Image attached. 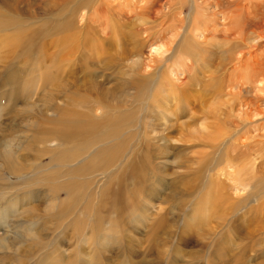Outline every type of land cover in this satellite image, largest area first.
<instances>
[{"label": "rangeland", "instance_id": "obj_1", "mask_svg": "<svg viewBox=\"0 0 264 264\" xmlns=\"http://www.w3.org/2000/svg\"><path fill=\"white\" fill-rule=\"evenodd\" d=\"M61 1L0 0V20L15 19L22 23V29H28L29 27V29L36 30L35 32L39 35L36 34L38 37L36 36L34 39L35 47L37 44V47L42 46V42H45V44L46 42L52 43V38H56L54 37L56 36L54 26L58 22ZM66 1L71 11L74 1L79 0ZM106 1L107 4L110 3L115 8V11H112L114 14L118 13L119 10L126 13L129 9L139 11L146 6H154V10L156 8L160 10V6H168L175 2V0H154L155 4L152 5L153 0ZM182 13L183 17L188 14V10ZM91 17L92 10L81 9L74 15L75 26L78 29L80 28L82 33L79 44L75 46L77 48L74 55L66 66V70H69V73L74 76L68 75L60 78L59 73L53 72L55 69V71H58L56 65L53 66L54 62L51 66L55 68L54 70L51 68L53 72L52 80L48 83V86L47 83L40 82L42 80L38 76L40 71L44 69L41 65L44 64L45 66L41 47H36L37 49L34 47L33 53L29 55V52L26 53L24 44H22V47H25V49L20 45H16L18 37L13 35L14 30L0 29V140H11L13 138L16 140V142L14 140L10 142L11 147L8 149H12L13 145H16L19 141H21V143L19 142L21 145L25 144L24 134L29 137L32 136V131L27 126V124L32 123L33 119L30 118V120L29 115L33 117L41 111L42 116H46L47 119L56 118L49 109L56 102L58 105L61 97L63 98L57 90L62 81L63 83L68 82L65 86L66 89L69 88L70 90L73 88L72 83L76 81L72 77L77 78V80L79 78V81L76 82H84L89 78V75H93L98 81L101 80L105 89L109 88L111 90V87L115 84L113 78L115 79L116 75L118 78L121 76L125 80L129 79L128 75H131L130 71H132L130 67H134L133 63L136 60L139 61L138 64L142 68L140 69L142 73L147 66L151 67L146 68L149 73H153L160 66H164V64L155 63V54L152 51V48L154 46L158 48L160 43L142 45L139 48V54L134 53L127 57L120 55L121 47L119 45L99 46L98 35L92 36L90 30ZM120 20L123 22H120L122 24L121 29L126 32L131 30L130 33L139 30L143 24L140 22L141 18L132 19L130 17L129 21L127 19ZM130 20L133 21L130 22ZM169 23L170 21L167 20L166 24ZM152 24L153 15L146 21V26L155 25ZM42 30L51 32L48 39L43 38L45 32ZM4 41L8 43L3 45ZM8 44H11V46L9 47ZM7 48L9 52L6 50ZM13 50L16 54L13 53ZM55 52H57V48L52 45L48 49V53ZM12 54L15 55L13 60L11 59ZM36 54L40 55L37 57ZM109 60L111 65L106 70L100 69ZM207 61L195 64L192 73L190 71L189 76L180 85V87H187V91L179 95L181 104H178V107H180L177 108V104L173 102L174 104L169 108L171 110L166 109V115L169 114L167 112H170V114L174 113L177 116H174V114L167 116L169 117L166 124L168 128L164 129L162 127L161 129L159 127L155 137L156 140L150 141L151 146L149 147H145L144 143L137 144L134 141L130 143L131 145H128V148L130 147L139 152L141 158L144 157V161L134 158L133 161L128 160L121 163L123 166L119 168L121 170L117 169L118 165L114 164L107 171V173L114 171L113 173L116 174H113L112 177L114 179L117 177V179L110 182L111 192L109 191V196H106L109 202L100 211V214L106 218L105 223L100 228V241H96L92 234L91 221L86 222L85 217L82 219V216L79 218L81 221L80 226H83L82 234L84 233L83 235L86 236L81 235L80 238L75 233L76 225L73 224V220L77 216L78 209H81L80 201L75 205L74 209L76 210L70 212L71 214L59 222L49 216L54 214L55 210L47 209L50 214L47 213L44 216L46 207L42 204L43 201L41 203L37 199L42 195L39 194L35 200L29 201L27 195L29 189L27 190L28 187L24 185L26 182L31 181L30 178L35 177L33 174H29L33 171L29 170V172L27 169H23L18 172L21 177H10L8 179L7 172L2 169L3 166L0 161V189L13 186V188L5 190L6 194H0V224H3L1 227L6 228L4 216L6 214L7 216L12 215V217L7 218L10 222L7 229L9 232L17 233L12 237L14 242L12 248H20L18 255H22L20 259L23 260L20 263L19 259L14 256L8 261V264H44L43 262L47 258L48 263H52L55 259H63L65 261L63 264H69L70 261L71 264H74L76 259L81 257L78 255V249L80 251L82 248L90 256L91 253H98L97 257L100 264H119L121 261H130L132 264H264V186L260 185L256 189V185H254H259L257 182L255 183L256 176L264 177V167L259 172L250 169L252 161L255 163L254 168L256 170L260 168L259 163H264V158L261 156V153L264 155V129L261 128L262 124L264 125L263 117L258 116L253 111L248 115H244L246 107L240 105L238 99L225 95V91H215L216 87L213 86H216L215 83H218V78H222V75L219 71L217 74L212 69L215 67L214 64H217L214 58ZM31 63L32 65H30ZM24 65H27V67ZM225 65L227 67V64ZM31 70L34 71V74L31 73ZM131 76L135 77L133 73ZM180 78L182 76L177 74L174 79H177L176 82L179 83L182 81ZM70 79L72 83H70ZM66 80L67 82H64ZM186 80L191 81L187 82ZM29 81L32 83L34 81L37 88L33 86L26 93L22 92L23 84ZM30 91L34 94H29L31 98L27 102L23 95ZM256 91H254V95L264 97V93ZM36 93L39 95L36 96ZM59 95H61L60 99ZM48 97H51L49 98L51 101L47 99ZM186 97H188V100H186ZM260 109L264 110V106L259 108V111ZM181 111L182 113H180ZM139 115L135 114V117ZM18 117L22 118L19 119ZM28 120L29 123H27ZM147 135L151 136L149 130ZM162 135L165 137V141H162L163 138L160 139ZM250 146L254 150L259 147L261 151L258 149L259 153L251 154V149H247ZM52 148L53 152H48V154L41 157L36 155V147L31 148L26 156L31 162L29 163V159L26 162L31 165L34 163L32 161L36 160L37 163L40 161L43 164L48 162L58 152L57 146ZM18 150L16 148L13 151L17 153L15 154L18 157L17 161L23 163L21 161L24 154L23 149L17 152ZM34 155L35 160L32 157ZM243 166L245 167L243 168ZM115 170L119 172L117 173ZM238 172L241 177L244 175L241 180H245V184H248H246L244 190L238 185ZM251 172L253 173L251 174ZM24 174L28 176H25L26 178L22 177ZM138 175L140 178H138ZM253 175L254 177H252ZM98 178H101V176L97 174L96 180ZM118 179L123 185L120 191L115 185ZM102 182L100 183L102 184ZM252 183L254 184L252 185ZM93 184L91 188L89 187L90 190L88 187L84 190L88 193L90 191L94 192L93 195L96 194L94 195L96 199L92 202L91 209H93L92 212L89 211V215L91 213L93 215L94 207L100 198V191L97 190L98 188L96 189L97 184ZM36 186L38 187L32 189L34 192V189L39 192L46 189L41 185ZM45 193L47 198L50 193L44 191L43 194ZM251 194L256 195L250 197ZM58 198L63 200L65 196L60 193ZM5 202L8 203L5 204ZM40 203L43 206L32 214L30 208L41 205ZM92 215L89 217L91 218ZM44 217L46 218L44 219ZM29 219H32L31 224L28 223ZM82 220L85 222L82 223ZM27 229L35 233L40 243H44L41 250H34L30 241H21L17 238L18 234L26 233ZM9 238H11V233H9ZM14 249L0 252V260L5 254L12 255ZM59 255H62L63 258H58Z\"/></svg>", "mask_w": 264, "mask_h": 264}, {"label": "bare ground", "instance_id": "obj_2", "mask_svg": "<svg viewBox=\"0 0 264 264\" xmlns=\"http://www.w3.org/2000/svg\"><path fill=\"white\" fill-rule=\"evenodd\" d=\"M153 4H155L154 0L152 5ZM160 7V10L157 8L154 10V6H146L139 11L129 9L127 10L128 13L119 10L118 13L114 14L112 11H115V8H113L110 3L107 4L106 0H79L74 1L73 9L70 11L68 2L62 0L61 8L58 12V22L54 26V33H56V36L54 37L56 38L54 39L51 37L53 39L51 41L52 43L46 42L45 44V42H42V46H39L41 47L43 61L45 62V66L44 64L41 65L44 69L42 71L38 70L40 71V74L38 75L39 79L42 80L40 82L47 83L48 86V83L52 80L53 72L59 73L58 75L60 78L71 75L69 70H66V66L68 65V61H71L72 56L74 55V51L77 48L75 47L76 44H79V41L82 38L80 28L78 29L74 22V15L81 9L92 10L90 30L92 36L98 35L99 46L106 45L107 47L111 45H119L121 47L120 55L127 57L134 53L139 54V48L142 45L160 43L161 46H159L160 44L158 45V48H155L154 46L152 51L155 54V63L164 64V66H160L153 73H149V71L146 70L147 67L151 68L150 66H147L142 73L140 72V69L142 68H140V65L138 64L139 61L136 60L133 63L134 67H130V70H132L130 71L131 75L133 73L135 77H132L130 74V76L128 75V80L123 79L121 76H119V79L117 75L116 77L114 76L115 79L112 77L113 80H115L113 81L115 84L111 87V90L109 88H107L109 90L105 89L101 80L98 81L93 75H89V78L84 82H76L79 81V78L77 80V78L72 77L73 80L76 81H73L74 83H72V80L70 79V83H72L73 87L70 86L72 88L70 90L69 88L66 89L65 86L68 83L67 80L64 81L67 83L60 81L61 84L58 86L57 90L63 98L61 97L58 105L56 102L53 107L49 109V111L51 110L52 114L56 116L55 119H47L46 116H42L41 111L38 110V115L34 111L37 116L30 117L31 115H29V119L33 118L32 123H29V120L27 121L29 124L26 123L28 128L32 131V136L29 137L22 132V134H24L23 137L26 138L25 144L21 145V141H19L20 143L17 142L16 145H13L12 149H8L11 147L10 142L12 140L16 142V140L14 138L11 140L6 139L8 141L5 139L3 141L0 140V161L2 162V169L7 172L8 179L10 177H21L18 172L23 169H27V171L31 170V172L33 171L29 174H33L35 177L30 178L31 181L26 182L24 185L28 187L27 190L29 189V192L27 193L29 201L35 200L39 194L44 197L39 196L37 198L39 202L43 201V203H41L46 207V213L43 211L45 214L44 216H46L47 213L50 214L47 209L55 210L54 214L48 215L59 222L71 214L70 212L76 210L74 208L78 201L81 202V209H78L77 216L73 220V224L76 225L75 233L80 238L82 237L81 235L84 234H82L83 226H80L81 221L79 220L80 216H82V219L85 217L84 220L86 222L91 221L90 227L93 229L92 234L96 241H100V228L106 221V218L100 214V211L105 208L108 204L107 202H109L107 201L108 198L106 199V196H109V193L111 192L110 182L117 179V177L116 179L112 177L114 171L108 173L107 171L111 169L114 164L118 165L117 169H119L123 167L121 163L128 160L133 161L134 158H138L142 162L144 161V157L141 158L139 152L130 147L128 148V145H131L130 143L134 141L137 142V144L144 143L146 145L145 147H149L151 146L150 141L156 140L155 137L158 133L159 127H161V129L162 127L164 129L168 128L166 124L167 118L169 119L167 116H169L170 112H167L169 114L166 115L165 111L166 109L171 110L169 108L174 104L173 102L177 104V108L180 107H178V104H181V101L179 100L181 98H179V95L187 91V87H180V85H182L183 80L189 76L190 71L192 73L195 64L205 63L207 60L210 61L211 58H214L217 61V64H214L215 67L212 69H214L215 73L219 71L222 75V78H218V83H215L216 86H213L214 84L212 85L213 87H216L215 91H225V95L238 99L237 101H240V105L246 107V109H244V115H248V113L253 111L258 116H262L264 121V110L260 109L259 111V108L264 106V97L254 95L255 90H257L256 92L264 93V0H175L174 3L169 4L168 6L163 5ZM185 10H188V14H185L182 17V12ZM151 15H153V24L155 25L152 24L153 26H146V21ZM130 17H132V19H142L140 22L143 24L139 30H137L138 32L133 30L134 32L130 33L131 30L126 32L121 29L122 24H120V22L122 20L120 19L128 20ZM167 20L170 21L169 24H166ZM131 21L133 20H130V22ZM21 25L22 23L15 19L0 20V29L14 30L13 35L18 37L16 45L22 47V44H24L26 47V53L29 52L28 54L30 55V53H33L36 45L34 39L39 34L35 32L36 30L29 29V27L28 29H22ZM50 33L47 30L44 33L43 38L48 39ZM54 33L52 32V34ZM5 43L8 42L4 41L3 45H5ZM52 45L57 48V52L49 54L48 49ZM10 46L11 44L9 47ZM25 47L22 48L25 49ZM6 50L9 52L8 48ZM257 50L258 52L256 53ZM14 52L15 51L13 50V53ZM205 53L207 54L205 55ZM39 55H37V57ZM13 56L15 55L12 54V60ZM110 60L107 63L105 62L106 64H103L100 69L102 68L103 70H106L108 66L111 65ZM54 62L55 64L53 65ZM225 64H227V67H225ZM30 65H32V63ZM51 65H56L58 71H55V67ZM25 67H27V65ZM51 68H53V72ZM33 72L34 71L31 70V73ZM177 74L182 76V78H180L182 81L179 83H177L178 81L176 82L177 79H174ZM71 76L74 75L72 74ZM104 84L106 83L104 82ZM33 86H35L34 81L33 83L30 81L24 83L22 92L26 93V91H29ZM208 86L209 85L207 84V87ZM35 88H37V85ZM30 93L31 91L23 95L27 102L31 98V96H29ZM37 94L38 93H36V96ZM61 95H59V99ZM32 97L34 98V96ZM49 98L51 97H48L47 99ZM187 98L188 97H186V100H188ZM49 101L51 100L49 99ZM182 107L184 108L183 105ZM180 113H182V111ZM135 114L140 115L135 117ZM173 114L170 115L172 116ZM174 116H176V114H174ZM18 118L21 119L22 117ZM169 126L171 127V125ZM261 128L264 129L263 124ZM148 130L151 132V136L147 135ZM164 138L163 135L160 137L162 141H165ZM56 146L58 152L56 150L55 153H57L53 155L48 162L43 164L42 161L37 163L36 160L32 161V163L34 162L33 165L26 162L28 161L27 159H29L26 158L27 153L31 148L36 147L37 152L35 151V153L37 156L41 157L48 154V152H53L54 150L52 147ZM244 146L246 145L244 144ZM19 147H21L24 152L21 157L23 163L17 161L18 157L15 156L17 153L13 151L16 148L18 150ZM247 149H251V146L249 148L247 147ZM258 149L259 147L255 148V150L251 149V154L256 152L259 153L260 149ZM19 150L17 152H19ZM262 154L263 153H261V156L264 158V155ZM32 157L33 160H35V155ZM30 162L29 159V163ZM259 165L260 168L256 170V168H254L255 163L252 161L250 169L253 171L255 169V172H259L260 169L264 167V163H259ZM244 167L245 166H243V168ZM118 172L119 171H117V173ZM34 173H37V175ZM252 173L253 172H251V174ZM97 174L98 176H101V178L96 180ZM237 175L238 185L244 190L247 184H245V180H241L244 175L241 177L239 172ZM25 176L28 175H22V177ZM252 177H254V175ZM138 178H140L139 175ZM255 178V183L257 182L259 185L254 183H252V185H256V189L260 185L264 186V177L256 176ZM119 180L120 179L117 180L115 185H117V188L120 191L123 185ZM100 182H102V184ZM93 183L97 184L96 189L98 188L97 190L100 191V198L99 202L94 207L93 215L92 213L89 215V211L92 212V202L96 199L94 198V195L96 194L93 195L94 192L92 193L90 191L88 193L84 190L87 187L91 188L94 185ZM36 185L45 187L46 189H44V191H47L50 195L46 198L47 194H43L44 191L39 192L37 189H34L35 193L32 189L38 187ZM9 188H13V186L4 189L1 188L0 194H6L5 190ZM60 193L65 196L63 200L58 198ZM255 195L256 194H251L250 197ZM7 203L8 202H5V204ZM42 204L31 207V213L33 214L40 209L41 206H43ZM91 215L92 217L90 218L89 216ZM9 217H12V215L7 216L6 214L4 216V220H6V228L1 227L3 224H0V252L14 249L12 248L14 245L12 237L17 233L8 231L7 227L10 222L7 218ZM45 218L46 217H44V219ZM31 221L32 219H29L28 223L31 224ZM85 221L82 220V223ZM9 233H11V238H9ZM85 236L83 235V237ZM17 238L21 241H30L34 250H41L44 246V243H40V241H38L39 238L34 232H30L29 229L26 230V233L22 232L21 234H18ZM84 241L86 240L84 239ZM19 251L20 248L14 249L12 255H3L0 264H8V261H10L11 258H14V256L19 259L20 263H22L23 260L20 259L22 258V255H18ZM86 252L83 248L82 250L80 249V251L78 249V255L81 257L76 259V264H100L97 257L98 253H91L92 255L90 256L86 254ZM62 255H59L58 258H63ZM47 259L43 262L44 264H63L65 262L63 259H55L53 262L51 261L52 263H48ZM123 263L132 264L130 261H121L119 264ZM69 264H71V261Z\"/></svg>", "mask_w": 264, "mask_h": 264}]
</instances>
